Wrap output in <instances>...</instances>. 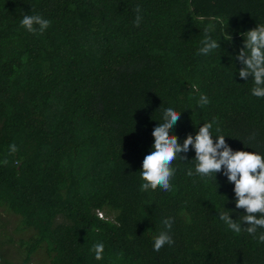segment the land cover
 Wrapping results in <instances>:
<instances>
[{
    "label": "trees",
    "instance_id": "16d2710c",
    "mask_svg": "<svg viewBox=\"0 0 264 264\" xmlns=\"http://www.w3.org/2000/svg\"><path fill=\"white\" fill-rule=\"evenodd\" d=\"M25 15L50 26L30 33ZM210 25L220 48L203 55ZM256 26L264 0H0V264H264V243L219 219L244 215L227 177L186 175L191 146L171 190L140 188L168 107L178 143L215 121L214 142L264 157V97L236 59ZM167 217L174 243L156 252Z\"/></svg>",
    "mask_w": 264,
    "mask_h": 264
},
{
    "label": "clouds",
    "instance_id": "9594fccd",
    "mask_svg": "<svg viewBox=\"0 0 264 264\" xmlns=\"http://www.w3.org/2000/svg\"><path fill=\"white\" fill-rule=\"evenodd\" d=\"M137 16L134 26H139L142 20L140 6H136ZM50 20L40 15H25L21 20V25L30 33H43L49 26ZM205 39L202 41L200 54L208 55L220 48L219 41L212 39L210 33L214 31V25L205 28ZM231 37L228 35L227 40ZM236 59L242 67L238 75L245 81L250 77L254 81L251 92L257 98L264 97V26H256L247 31L244 37V46L239 50ZM199 103L201 106L209 103L206 95H201ZM180 111L168 107L163 111V123H158L152 131L154 142L152 150L144 156L141 165V179L144 181L140 185L142 191L156 190L158 187L164 191L171 190V178L175 174L171 166L177 157L187 160L186 155L190 146L195 151V170L187 169L186 175H199L200 177H210L216 179L217 173H222L227 177V181L234 185L236 197L235 205L237 209H243L244 215L239 222L232 219L230 211L219 213V219L224 221L228 228L235 233L246 231L264 243V157L256 152L243 150L234 151L226 142L225 136H216L215 142L211 129L215 121L203 123L196 134H191L184 138L183 143H178V137L171 131L180 120ZM219 132V128L216 129ZM12 153L18 151L17 145L9 146ZM7 164V160H4ZM216 183V182H215ZM164 229L154 239L153 250L159 252L165 245H172L174 240L169 234L173 219L165 218ZM95 259L101 260L104 253L103 243L93 246Z\"/></svg>",
    "mask_w": 264,
    "mask_h": 264
},
{
    "label": "built area",
    "instance_id": "2783aa9c",
    "mask_svg": "<svg viewBox=\"0 0 264 264\" xmlns=\"http://www.w3.org/2000/svg\"><path fill=\"white\" fill-rule=\"evenodd\" d=\"M98 214H99V215H102V213H101L100 211H98Z\"/></svg>",
    "mask_w": 264,
    "mask_h": 264
}]
</instances>
